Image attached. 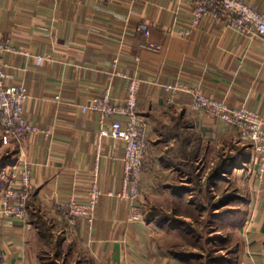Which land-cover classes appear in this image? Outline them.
I'll list each match as a JSON object with an SVG mask.
<instances>
[{
    "label": "crops",
    "instance_id": "1",
    "mask_svg": "<svg viewBox=\"0 0 264 264\" xmlns=\"http://www.w3.org/2000/svg\"><path fill=\"white\" fill-rule=\"evenodd\" d=\"M194 1L0 0L9 81L28 90L29 123L49 131L17 143L0 129V203L7 185L16 182L22 158L32 168L34 183L25 223L0 213V264L42 262L44 256L33 253L34 243L45 250L47 235H55L51 241L57 243V234L63 238L61 248L85 252L84 263L139 264L149 228L130 222V203L110 194L122 187L124 143L101 136L100 115L82 109L107 91L113 104L124 105L128 77L142 81L138 114L148 124L142 194L161 187V170L172 176L173 165L158 139L174 116L189 123L200 147L245 146L249 202L239 262L246 248L264 256V179L253 170L250 141L235 125L193 110L191 93L164 88L180 81L231 108L244 106L264 117V38H250L213 13L194 25ZM243 1L264 11V0ZM37 57L43 58L40 65ZM116 118L128 121L125 115ZM96 169L103 194L89 223L68 215L63 205L73 197L86 202Z\"/></svg>",
    "mask_w": 264,
    "mask_h": 264
},
{
    "label": "rangeland",
    "instance_id": "2",
    "mask_svg": "<svg viewBox=\"0 0 264 264\" xmlns=\"http://www.w3.org/2000/svg\"><path fill=\"white\" fill-rule=\"evenodd\" d=\"M176 119L178 116L170 118L167 125ZM165 134L158 140L163 143L159 145L161 151L173 164L172 176L161 170V187L142 194L140 223L148 226L149 235L139 248V264H235L246 244L240 230L248 212L244 192L248 190L250 169L247 162H242L247 160L248 150L233 143L219 147L199 144L194 157H175L168 152H175L178 140H167ZM236 158L235 167L217 173L219 166L226 161L229 165ZM47 236L42 245L45 250L38 251L41 242L34 243L33 253L44 256L36 264H87L82 249L61 248L63 238L59 234L57 243L51 241L55 235ZM254 252L246 248L244 261L237 264H264L263 254Z\"/></svg>",
    "mask_w": 264,
    "mask_h": 264
},
{
    "label": "built area",
    "instance_id": "3",
    "mask_svg": "<svg viewBox=\"0 0 264 264\" xmlns=\"http://www.w3.org/2000/svg\"><path fill=\"white\" fill-rule=\"evenodd\" d=\"M111 1V0H103ZM213 13L215 16L228 18L229 26L250 38H264V11L253 7L243 0H195L193 2L192 22L199 25L204 16ZM188 34L189 31H182ZM8 46L0 42V129L8 140L20 143L31 133L49 131L40 129L27 120L25 103L28 90L22 83H10V75L4 53ZM43 61L37 57V64ZM129 85L124 105H116L111 101L107 91L100 97H95L83 106V111H94L100 115L101 136H109L124 143L123 183L119 192L110 193L117 198L128 201L129 221L142 222V175L149 152L147 139L148 124L138 114V93L142 84L139 78L128 77ZM172 93L188 92L193 96L191 108L195 111H205L231 125L238 127L244 133L253 148V170L259 180L264 179V117L247 107L231 108L224 101H216L207 97L198 87H191L177 81L165 85ZM117 115H125L126 123L117 119ZM112 121L108 123V119ZM14 183L7 186L0 203V213L17 222L28 220V203L34 191L32 168L24 158L20 160ZM95 178L86 202L71 198L64 206V211L74 218H84L92 223L96 207L102 196V190Z\"/></svg>",
    "mask_w": 264,
    "mask_h": 264
},
{
    "label": "trees",
    "instance_id": "4",
    "mask_svg": "<svg viewBox=\"0 0 264 264\" xmlns=\"http://www.w3.org/2000/svg\"><path fill=\"white\" fill-rule=\"evenodd\" d=\"M177 121L173 123L172 125H163L162 126V133L165 131V136L168 139H177L178 140V146L174 152L172 153L175 157L179 156H185V158L194 157L198 153L200 140L197 134L191 129L188 122H185L181 117H178L176 119ZM194 140V142H193ZM241 156L239 159H242ZM245 159V158H244ZM169 162L171 163V159L168 158ZM235 161L232 163H229L226 161V164H222L218 167L217 173L221 172V174L228 172L231 167H235V164L238 163V159H234ZM237 160V161H236ZM241 162V161H239ZM243 163L246 162V160L242 161ZM172 164V163H171ZM173 165V164H172ZM220 174V175H221ZM239 253V251H238ZM238 261H235V264L239 263V254H238Z\"/></svg>",
    "mask_w": 264,
    "mask_h": 264
}]
</instances>
